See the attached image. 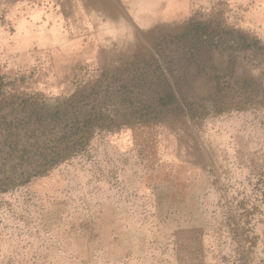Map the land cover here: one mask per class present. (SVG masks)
Masks as SVG:
<instances>
[{"label": "rangeland", "instance_id": "374dc122", "mask_svg": "<svg viewBox=\"0 0 264 264\" xmlns=\"http://www.w3.org/2000/svg\"><path fill=\"white\" fill-rule=\"evenodd\" d=\"M0 264H264V0H0Z\"/></svg>", "mask_w": 264, "mask_h": 264}, {"label": "crops", "instance_id": "0c3cea01", "mask_svg": "<svg viewBox=\"0 0 264 264\" xmlns=\"http://www.w3.org/2000/svg\"><path fill=\"white\" fill-rule=\"evenodd\" d=\"M95 5H96V4H95ZM97 5H99L98 2H97ZM99 6H101V5H99ZM95 9H97L98 12L106 11V10H104V8H102V7H95Z\"/></svg>", "mask_w": 264, "mask_h": 264}]
</instances>
